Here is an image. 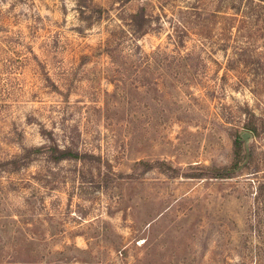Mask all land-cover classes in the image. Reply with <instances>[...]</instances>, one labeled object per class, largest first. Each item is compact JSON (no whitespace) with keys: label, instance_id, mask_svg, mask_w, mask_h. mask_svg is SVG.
<instances>
[{"label":"rangeland","instance_id":"obj_1","mask_svg":"<svg viewBox=\"0 0 264 264\" xmlns=\"http://www.w3.org/2000/svg\"><path fill=\"white\" fill-rule=\"evenodd\" d=\"M95 1L88 23L76 0H0V159L50 136L103 156L100 175L72 160L0 168V264H264V19L205 15L211 29L192 23L178 52L166 17L134 42L120 31L164 0ZM135 42L161 47L156 60ZM244 129L235 175L182 174L232 165ZM156 158L181 172L138 163Z\"/></svg>","mask_w":264,"mask_h":264},{"label":"trees","instance_id":"obj_2","mask_svg":"<svg viewBox=\"0 0 264 264\" xmlns=\"http://www.w3.org/2000/svg\"><path fill=\"white\" fill-rule=\"evenodd\" d=\"M171 2L172 0H164L160 5L152 4L151 9H148L145 4L141 5L138 9L131 11L129 15L124 18L127 27H120V31L124 35L131 37L134 42V39L138 38L140 35L148 33L152 29L163 28L164 19L166 17L167 19L165 20H167L170 25L167 30V37L169 39L168 43H173L176 48L174 50L180 52L182 45H184V35L191 32L190 25L192 23H200L206 26L204 28H208V30L211 29L209 22L200 21V18L203 16V21H206L205 15L223 17L226 21L230 22L229 28L232 29L235 26L233 23L234 20L249 21L258 15L264 19V0H234L235 3L233 6L235 9L232 12H228L220 7L210 9L197 0L185 5ZM76 4L82 19L85 18L88 23H91L95 18L101 17L105 9L102 3L95 0H76ZM136 44L140 49V58L146 63L155 61V53H159L161 50V47H158L151 52H146L138 43ZM224 46L226 47V43ZM246 124L250 128L257 129L249 120ZM244 149L245 145L243 144V141L236 137L234 139L235 160L232 165L194 166L195 168H199V170L189 171L183 169L182 174L185 176H202L204 174L209 176H233L247 163L246 159L249 157L250 151L248 154ZM102 158L103 156L101 153L77 149L71 144H62L55 137L50 136L49 141L47 142L24 146L19 153H16L9 158L0 159V168L6 170H19L30 165V163L37 159H42L50 163H60L64 160H72L81 162L83 167L86 164L89 166H95L96 171H99L98 173L100 175ZM138 163L142 165L144 170L158 168L161 171L172 175H177L181 172V167L174 165L167 159H140Z\"/></svg>","mask_w":264,"mask_h":264},{"label":"water","instance_id":"obj_3","mask_svg":"<svg viewBox=\"0 0 264 264\" xmlns=\"http://www.w3.org/2000/svg\"><path fill=\"white\" fill-rule=\"evenodd\" d=\"M241 137L243 138L244 140V143H245V150L248 152L249 154V140H250V137L252 136V132L249 131L248 129H244L241 131ZM248 158L246 159V161H248Z\"/></svg>","mask_w":264,"mask_h":264}]
</instances>
